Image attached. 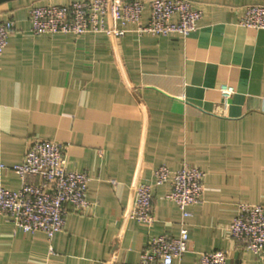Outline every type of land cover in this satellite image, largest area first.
<instances>
[{"label":"crops","instance_id":"1","mask_svg":"<svg viewBox=\"0 0 264 264\" xmlns=\"http://www.w3.org/2000/svg\"><path fill=\"white\" fill-rule=\"evenodd\" d=\"M71 1L0 3V19L15 21L0 55V162L20 163L32 138L60 140L68 168L89 172L94 205L70 212L51 242L0 214V264H139L151 237L178 236L183 218L169 184L154 190L150 228L127 217L133 187L184 161L206 176L181 264L214 249L228 251L226 264H264L228 230L240 202L264 205V28L241 23L264 0H192L203 15L187 35L33 33L32 5ZM0 184L16 190L21 177L0 171Z\"/></svg>","mask_w":264,"mask_h":264},{"label":"built area","instance_id":"2","mask_svg":"<svg viewBox=\"0 0 264 264\" xmlns=\"http://www.w3.org/2000/svg\"><path fill=\"white\" fill-rule=\"evenodd\" d=\"M146 10L149 16L141 22ZM203 11L192 0H74L67 4H34L30 7L31 30L35 34L63 32L80 37L87 32H105L122 37L128 31L140 34L187 35L198 27ZM241 23L264 28V3L246 5ZM15 28L11 18L0 19V55ZM224 99L234 88L220 87ZM15 171L21 186L13 190L0 184V214L25 232H43L51 242L64 230L70 212H90L94 203L88 198L90 174L86 170L68 168L67 145L57 139L32 138L20 163L0 162V171ZM155 182H136L134 203L125 214L150 228L156 221L153 210L154 190L169 184L167 197L180 210L183 221L178 236L167 233L152 236L141 252L139 264H181L190 249V234L185 219L192 214L189 207L203 202L206 171L184 161L173 170L166 164L155 170ZM229 234L243 241L260 258L264 257V205L240 202L238 213L230 223ZM51 251L53 247L50 246ZM228 251L214 249L199 253L196 264H226ZM175 261H177L175 263Z\"/></svg>","mask_w":264,"mask_h":264},{"label":"water","instance_id":"3","mask_svg":"<svg viewBox=\"0 0 264 264\" xmlns=\"http://www.w3.org/2000/svg\"><path fill=\"white\" fill-rule=\"evenodd\" d=\"M4 1H6V0H0V3H1V2H4Z\"/></svg>","mask_w":264,"mask_h":264}]
</instances>
